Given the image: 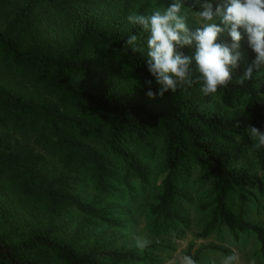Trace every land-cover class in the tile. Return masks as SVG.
<instances>
[{
	"label": "trees",
	"instance_id": "16d2710c",
	"mask_svg": "<svg viewBox=\"0 0 264 264\" xmlns=\"http://www.w3.org/2000/svg\"><path fill=\"white\" fill-rule=\"evenodd\" d=\"M192 3L185 8L199 10L187 7ZM148 5L138 14L147 15ZM130 14L129 3L111 14L81 0H0V264L144 263L147 256L110 237L92 239L88 221L73 228L68 217L76 210L123 228L73 184L88 177L102 196L116 183L130 194L133 181L149 183L146 160L158 150L164 177L150 206L157 220L177 233L188 226L182 204L191 197L184 188L197 173L210 198L201 206L200 236L255 235L264 256V227L246 216L256 193L264 196V147L252 149L259 176L242 166L249 137L238 113L243 108L264 131V83H235L255 53L248 48V64L240 60L215 96L194 84L152 99L145 81L152 80L153 91L159 85L145 62L148 33L128 23ZM129 35H137L143 51L122 50ZM217 42L232 43L228 35ZM177 51L192 56L195 49ZM51 160L65 172L55 175Z\"/></svg>",
	"mask_w": 264,
	"mask_h": 264
},
{
	"label": "rangeland",
	"instance_id": "374dc122",
	"mask_svg": "<svg viewBox=\"0 0 264 264\" xmlns=\"http://www.w3.org/2000/svg\"><path fill=\"white\" fill-rule=\"evenodd\" d=\"M172 2L173 0H81V6L114 14L129 3L131 13H138L142 5L149 3L146 13L150 15L154 9H166ZM182 12L188 17L189 29L194 31L198 26L194 11L184 8ZM226 36L227 32L222 33L218 38ZM188 47L195 49L194 44ZM248 48L247 38L244 36L240 42L239 51L242 55L241 61L245 66L248 64ZM261 82L264 83V73L261 74ZM238 113L247 128L250 122L244 109L239 108ZM253 143L249 138L245 145L247 159L243 161L242 166L262 176L263 172L252 150ZM161 160L160 150L154 159L146 160L150 173L149 183L143 185L139 181H133V190L130 194L122 183H116L109 196H102L90 178L79 179L73 184L75 192L85 202L94 203L98 207L109 210L124 222V227L120 229L107 227L76 210H72L68 217L71 226L76 228L81 221H88L90 225L87 233L92 239L113 238L118 246L135 249L142 256H147L148 259L142 264H168L170 260L175 264H181V257L184 255L191 256L197 264H223L224 258L233 253L239 256L235 264H250L253 259L256 264H264V256L259 249L260 244L255 235L243 233L239 239H235L227 231H223L206 238L200 236L205 216V211L201 206L208 204L210 198L207 188L199 183L197 173L192 176L191 182L184 188L191 197L190 202L182 204L183 211L188 218V226L181 227L177 233L175 230L165 228L157 220V217L151 213L150 206L156 203L155 197L161 192L160 186L164 177ZM49 169L55 175L65 172L61 164L55 160L50 161ZM256 197L248 205L246 216L250 222L264 227V196L256 193ZM135 236H143L149 239L151 244L146 249L139 250L135 246ZM215 247H219L220 250H216Z\"/></svg>",
	"mask_w": 264,
	"mask_h": 264
},
{
	"label": "clouds",
	"instance_id": "9594fccd",
	"mask_svg": "<svg viewBox=\"0 0 264 264\" xmlns=\"http://www.w3.org/2000/svg\"><path fill=\"white\" fill-rule=\"evenodd\" d=\"M196 5H199V10L194 12L198 26L194 31L189 29L188 17L182 12L186 0H173L166 9L156 8L150 15L133 12L127 17L129 24L148 33L145 62L148 72L159 85L153 91L152 80L145 81L149 98H162L165 93H175L178 89L186 92L194 84H199L204 96H215L233 80V70L242 58L239 49L244 36L248 47L255 53V59L235 83L242 86L245 81H260L264 68V0H193L187 7L193 9ZM225 32L231 38V44L217 42ZM193 44L195 52L192 56L177 51V47ZM122 50L143 51L138 46L137 35H129ZM255 87L258 90L260 84L256 83ZM246 132L254 142V148L264 147V131L249 124ZM134 241L139 250L151 244L143 236H135ZM238 259L239 256L233 253L224 258L223 264H235ZM168 264L175 262L170 260ZM181 264H197V261L184 255ZM250 264H256L255 259Z\"/></svg>",
	"mask_w": 264,
	"mask_h": 264
}]
</instances>
